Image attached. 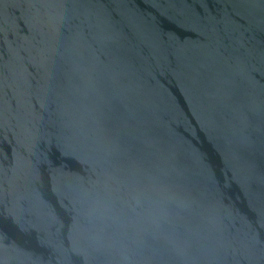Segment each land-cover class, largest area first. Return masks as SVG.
I'll return each mask as SVG.
<instances>
[{"label": "water", "instance_id": "95a60500", "mask_svg": "<svg viewBox=\"0 0 264 264\" xmlns=\"http://www.w3.org/2000/svg\"><path fill=\"white\" fill-rule=\"evenodd\" d=\"M0 264H264V0H0Z\"/></svg>", "mask_w": 264, "mask_h": 264}]
</instances>
